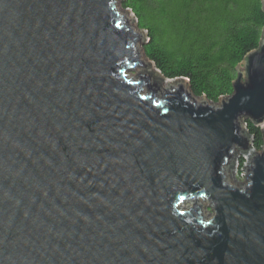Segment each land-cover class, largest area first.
Wrapping results in <instances>:
<instances>
[{
    "label": "water",
    "instance_id": "water-1",
    "mask_svg": "<svg viewBox=\"0 0 264 264\" xmlns=\"http://www.w3.org/2000/svg\"><path fill=\"white\" fill-rule=\"evenodd\" d=\"M146 37L119 0H0V264H264V29L217 103Z\"/></svg>",
    "mask_w": 264,
    "mask_h": 264
},
{
    "label": "trees",
    "instance_id": "trees-1",
    "mask_svg": "<svg viewBox=\"0 0 264 264\" xmlns=\"http://www.w3.org/2000/svg\"><path fill=\"white\" fill-rule=\"evenodd\" d=\"M147 32L143 48L155 78L184 80L197 97L217 103L233 92L238 66L260 45L261 0H123ZM253 146L264 132L245 120Z\"/></svg>",
    "mask_w": 264,
    "mask_h": 264
},
{
    "label": "rangeland",
    "instance_id": "rangeland-1",
    "mask_svg": "<svg viewBox=\"0 0 264 264\" xmlns=\"http://www.w3.org/2000/svg\"><path fill=\"white\" fill-rule=\"evenodd\" d=\"M122 1L123 0H119V6L121 7V9H125L124 7H122ZM135 15V14H134ZM137 27H139L138 25V22H137ZM140 47L143 48V45L142 43L139 45ZM144 50V48H143ZM145 52V51H144ZM146 55V53H145ZM242 67V70H244L243 68V64L240 65ZM132 74H135L136 73V70H134L133 72H131ZM253 147V146H252ZM261 149V148H260ZM246 160V156L242 153H239L238 155V158H237V165H236V176L238 179L242 180V181H245L246 178H245V175L242 173L244 171V169L242 168L243 167V164ZM207 202V201H206ZM206 202H202V204L204 205V207H208V209L210 210L211 212V209H210V204H206Z\"/></svg>",
    "mask_w": 264,
    "mask_h": 264
}]
</instances>
